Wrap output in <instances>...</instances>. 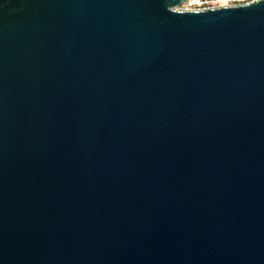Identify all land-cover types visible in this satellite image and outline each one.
<instances>
[{"label": "water", "instance_id": "obj_1", "mask_svg": "<svg viewBox=\"0 0 264 264\" xmlns=\"http://www.w3.org/2000/svg\"><path fill=\"white\" fill-rule=\"evenodd\" d=\"M0 0V264H264V0Z\"/></svg>", "mask_w": 264, "mask_h": 264}, {"label": "built area", "instance_id": "obj_2", "mask_svg": "<svg viewBox=\"0 0 264 264\" xmlns=\"http://www.w3.org/2000/svg\"><path fill=\"white\" fill-rule=\"evenodd\" d=\"M260 0H185L180 4L179 10L206 11L218 8L236 7L251 4Z\"/></svg>", "mask_w": 264, "mask_h": 264}, {"label": "rangeland", "instance_id": "obj_3", "mask_svg": "<svg viewBox=\"0 0 264 264\" xmlns=\"http://www.w3.org/2000/svg\"><path fill=\"white\" fill-rule=\"evenodd\" d=\"M175 10H179V7H175Z\"/></svg>", "mask_w": 264, "mask_h": 264}]
</instances>
